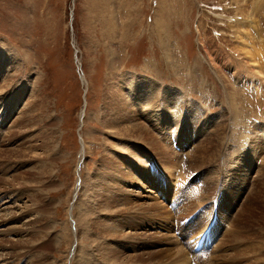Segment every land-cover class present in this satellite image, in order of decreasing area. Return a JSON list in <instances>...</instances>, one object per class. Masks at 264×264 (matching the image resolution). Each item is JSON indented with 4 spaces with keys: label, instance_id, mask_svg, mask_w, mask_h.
I'll return each instance as SVG.
<instances>
[{
    "label": "rangeland",
    "instance_id": "obj_1",
    "mask_svg": "<svg viewBox=\"0 0 264 264\" xmlns=\"http://www.w3.org/2000/svg\"><path fill=\"white\" fill-rule=\"evenodd\" d=\"M263 54L264 0H0V264H222L263 239L264 150L245 166ZM128 117L144 128L119 132ZM236 127L249 142L230 154ZM212 138L224 157L206 163Z\"/></svg>",
    "mask_w": 264,
    "mask_h": 264
},
{
    "label": "bare ground",
    "instance_id": "obj_2",
    "mask_svg": "<svg viewBox=\"0 0 264 264\" xmlns=\"http://www.w3.org/2000/svg\"><path fill=\"white\" fill-rule=\"evenodd\" d=\"M249 35V34H248ZM250 43H251V45L250 46H244V51H245V57L247 58V60H251L253 63H255L254 65H256V67L258 68L259 67V70H261V68H263V67H261V63H260V60H259V57H262V51L261 52H259V49L258 48H256L255 47V43L253 42V41H249ZM253 42V43H252ZM246 45V44H245ZM264 55V54H263ZM1 59L0 60H2V56L0 57ZM261 62H262V60H261ZM2 63H1V61H0V71H1V69H3L4 67L1 65ZM251 66V65H250ZM253 66V65H252ZM80 67V66H79ZM254 68V67H253ZM258 70V69H257ZM261 73V72H260ZM130 78V77H129ZM133 79V78H132ZM132 79H130L128 82L129 83H127V85H129L130 87H132L133 86V82H132ZM125 80V79H124ZM128 80V79H127ZM249 85H252V87L255 89L256 88V84H254V83H252V82H250V81H248L247 82ZM263 85V84H262ZM144 84H142L141 82H139L138 83V87H137V89H138V91H139V93H137V98L136 99H139V101H143V93L144 92H149V91H146V90H144ZM129 88V87H128ZM134 88V87H133ZM142 89V90H141ZM133 90V89H132ZM150 90V89H149ZM161 91H162V89L160 90V92L159 91H156L155 92V98H157V97H159L160 98V93H161ZM134 92H136V91H134ZM159 92V93H158ZM128 93H131V92H128ZM121 95H123L122 93H120ZM131 95V94H130ZM170 95V94H169ZM134 96V95H133ZM122 97V96H121ZM132 97V96H131ZM142 97V98H141ZM167 98H169V97H167ZM122 101H120V103L118 104V106L117 107H119V105H121V107L122 108H126V106L124 105V102H127L128 101V99L124 96V97H122ZM118 101V100H117ZM169 101V100H168ZM144 102V101H143ZM170 102V101H169ZM145 103H147V102H145ZM154 105L155 104H157V101L155 100V102L153 103ZM192 105H190L189 107L187 106V108L185 107V110H187L186 112H188V114H187V116H186V114H185V116L184 117H186V120H185V126L186 127H188L189 126V123H193V122H195L197 119H198V117L196 116V115H193L194 113H193V111L192 110H189V108L191 107ZM157 107H159V106H157ZM113 108H114V106H113ZM164 108V107H163ZM113 111V110H112ZM174 113H175V111H173ZM179 113L180 114H183L180 110H179ZM176 115H178V112H176L175 113ZM173 116V115H172ZM115 118H117V119H120L121 117L120 116H116ZM200 119H201V116H200ZM128 120V122H125V121H127ZM132 121H135V118H127L126 120H124L123 121V125H121L120 126V129H119V132L120 131H123L124 130V132H133V131H140L141 129H142V127L143 126H141V124H139V123H136V122H134L133 124L131 123ZM116 123H118L117 121H115V119H113L112 120V126H117V124ZM174 123H176L177 125H179V126H177V129L179 128L180 129V125L182 124V121L181 120H174V122H173V124ZM180 123V124H179ZM130 124V125H129ZM195 124V123H194ZM115 128V127H114ZM144 128V127H143ZM241 128V127H240ZM237 129V127L235 128V130ZM183 131V130H182ZM189 131V130H188ZM239 131V132H238ZM238 131L236 130V132H238V134H236V135H233L232 137H230L231 138V141H230V143H229V146H228V149L227 150H231L230 151V154H231V152H235L236 151V153H237V151L239 152V153H242V152H240V151H242V148H245L246 147V145H247V142H249V141H247L246 139V143H245V140H243V143H242V141H241V138H244V137H242V136H240V129H238ZM146 132V131H145ZM149 132V131H148ZM56 133V131L55 130H53V132L50 134V135H52V136H54V134ZM51 136V137H52ZM47 137H48V133H47ZM213 139V138H212ZM209 139H207V141H208ZM157 142V141H156ZM210 142H213V144H208V145H212V148L214 149V156H212V157H209V156H207L206 158H203V159H205V162H206V160H207V162L206 163H208V162H215V161H220L221 160V158H222V156L224 157V154H223V151H222V149L219 147L220 145H221V142H220V138H214L213 140H211ZM44 144V143H43ZM228 144V143H227ZM246 144V145H245ZM49 146V145H48ZM215 147H217V149L215 148ZM220 149H219V148ZM250 149V150H249ZM261 149V151L262 150H264V135L263 136H255V138H254V140L252 141V144H251V147L250 148H248V150H246V153H248L249 155H250V157H249V160L250 161H248V164L247 165H245L246 167H248V169H250L251 168V165H253L254 163L252 162V158H254L255 159V156H256V154L257 153H259V150ZM86 153V152H85ZM82 156V155H81ZM175 161V160H174ZM216 163V162H215ZM221 163V162H220ZM250 163H252V164H250ZM222 164V163H221ZM170 167V166H169ZM173 166H171V168H172ZM248 169H247V171H248ZM168 170H170V169H168ZM261 171H262V174H260V176H261V178L260 179H263V182H264V168H263V170L262 169H260ZM260 172V171H259ZM249 174V173H248ZM246 175V174H245ZM142 178V180H143V182H145V180H147L148 179V177L147 176H145V177H141ZM145 179V180H144ZM242 181H243V179H242ZM147 182V181H146ZM244 182V181H243ZM243 182H239L240 184L241 183H243ZM245 183V182H244ZM3 185V184H2ZM153 185V184H152ZM242 186V185H241ZM235 187L237 188V190H238V188L240 187V185H233V187H232V190L234 191V189H235ZM231 187H229L228 189H230ZM259 188H261L260 187V185H258V187L256 188V189H254L253 191H254V193L253 194H256V192H258V193H260L262 190L261 189H259ZM262 189H264V185L262 186ZM252 191V192H253ZM251 195V194H250ZM249 195V196H250ZM248 199H249V197H248ZM247 199V200H248ZM248 203H250V205L252 206V200H250ZM145 205V204H144ZM254 205V204H253ZM213 208H214V206H213ZM217 208V207H216ZM156 209V208H155ZM158 209V208H157ZM159 210V209H158ZM156 212V211H155ZM213 212H214V216L213 217H215V218H219V216H220V214H218L217 215V211H214V209H213ZM229 215H228V213L225 211V212H223V214H221V217L222 218H227ZM209 223H211V221H210V219H209ZM207 224V223H206ZM207 227L208 226H210V225H206ZM206 227V228H207ZM210 229L211 228H209L208 230L209 231H207V234H206V236L204 237V239H205V244H204V246H203V251L202 252H196V251H194L193 250V252H194V254H201V253H204V250H205V247H206V245H207V243L209 244V242H213V232L212 231H210ZM248 229V228H247ZM104 230V229H103ZM206 230V229H205ZM205 230L202 232V233H200L199 234V237H201L202 236V234L205 232ZM228 232V231H227ZM234 238L232 239V241L231 242H237L238 241V239H237V237L236 236H233ZM248 238V237H247ZM252 239V240H251ZM251 239H249V244L248 245H242V244H240V245H242L243 247H241V246H239V247H236L237 246V243H236V245L234 244V246H233V249H234V253H226L225 252V254H220L221 255V257L219 258V259H221L222 260V264H229L228 263V261H230V260H228V259H233V257H234V259L235 260H237L236 259V257H235V255L236 256H246V257H258L259 256V254H260V251H264V236H263V239H261V240H257V238L256 237H253V238H251ZM198 240V239H197ZM231 240V239H230ZM259 241V242H258ZM226 243H227V241H225ZM248 243V242H247ZM221 244V243H220ZM219 244V245H220ZM230 244V243H229ZM239 244V243H238ZM195 245V244H194ZM219 245L217 246V248H219ZM232 245V244H231ZM221 246V245H220ZM226 247V246H225ZM230 247V246H229ZM101 248V247H100ZM194 248V247H193ZM216 248V249H217ZM215 249V250H216ZM224 249H226V248H224ZM169 250V249H168ZM163 251V250H162ZM167 251V250H166ZM178 251V250H177ZM214 251V250H213ZM179 252V251H178ZM178 252H176V253H178ZM185 251H183V253H184ZM170 253V252H169ZM173 253V252H172ZM213 253V252H212ZM181 254H182V251H181ZM166 255V254H165ZM151 257L153 256L152 254L150 255ZM263 256H264V254H263ZM92 257V256H91ZM150 257V258H151ZM181 257L183 258H181L182 260H185V262L188 260V255H187V253L186 254H183V255H181ZM191 257V256H190ZM193 257V256H192ZM202 259V258H201ZM231 259V260H232ZM179 260V259H178ZM181 260V261H182ZM238 260H240V259H238ZM243 261V260H242ZM258 261H260V260H258ZM220 262V261H219ZM199 263V262H198ZM221 263V262H220ZM219 263V264H220ZM239 263H240V261H239ZM238 263V264H239ZM242 263V262H241ZM210 264V263H209ZM260 264H264V263H260Z\"/></svg>",
    "mask_w": 264,
    "mask_h": 264
}]
</instances>
